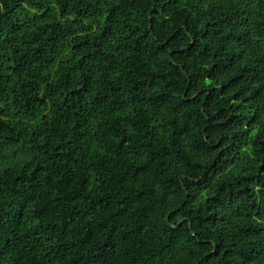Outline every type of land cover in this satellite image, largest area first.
<instances>
[{"label": "trees", "instance_id": "trees-1", "mask_svg": "<svg viewBox=\"0 0 264 264\" xmlns=\"http://www.w3.org/2000/svg\"><path fill=\"white\" fill-rule=\"evenodd\" d=\"M0 264H264V0H0Z\"/></svg>", "mask_w": 264, "mask_h": 264}, {"label": "water", "instance_id": "water-1", "mask_svg": "<svg viewBox=\"0 0 264 264\" xmlns=\"http://www.w3.org/2000/svg\"><path fill=\"white\" fill-rule=\"evenodd\" d=\"M212 254L207 255V257L211 256Z\"/></svg>", "mask_w": 264, "mask_h": 264}]
</instances>
